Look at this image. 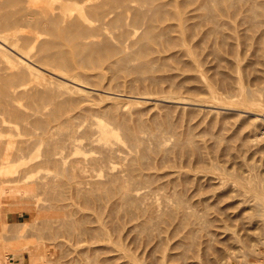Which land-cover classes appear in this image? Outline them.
I'll return each instance as SVG.
<instances>
[{"label":"bare ground","instance_id":"1","mask_svg":"<svg viewBox=\"0 0 264 264\" xmlns=\"http://www.w3.org/2000/svg\"><path fill=\"white\" fill-rule=\"evenodd\" d=\"M239 9L241 13L237 23L248 24L249 30L263 39L264 30L260 29H263L264 20L260 17L264 16V0H0V132L11 122L5 116L24 120L28 115L16 105L21 100L26 101L27 107L36 106L29 114L32 117L31 134L34 132L36 141L20 146L17 151L28 154L36 147V164L33 163V166L54 170L53 177H39L42 179L38 183L40 189L53 187L48 190H54L51 194L46 192L48 197L50 195L57 202L78 200L93 212L92 216L82 215L76 219L62 216L58 220L59 229H56L77 236L76 242L86 244L79 255L87 263L95 261L100 264V255L106 253L105 249H110L109 242L114 243L112 248L121 250L119 240L109 233L119 231L121 225L118 220L124 216L134 220L130 232H137L151 246H154L152 241L157 235L155 231L161 233V228L165 229L167 224L173 227L174 223H169L170 220L175 222L173 232H180V228L185 231L175 244L176 252L166 254L167 262L264 264L262 179L254 178L251 173L246 180L241 179V187L250 194L249 200L242 201L243 205L248 203V207L243 206L242 212L236 216L229 215L230 224L217 227L221 242L218 240L217 246H212L210 235L217 234L195 224L198 222H194L193 217L195 221L203 217L202 223L207 226L211 225V221L205 215L195 214L194 209L190 210L192 213L188 212L189 207L182 194L173 192L176 190L175 182L184 179L181 177L182 170L169 171V181L174 183L172 189L175 190L170 196L161 193L162 206L150 197L152 201L147 200L153 192L150 191L151 184L159 181L154 163L158 161L164 163L160 166H164L173 152L177 153L175 157L178 159L179 156L187 158L194 155V160L204 165L206 160L199 144L187 136L172 141L171 147H168L166 141H171V138L168 140L163 131L149 133L148 125L139 112L125 109L112 95L115 93L107 91L111 95L104 97L108 104L93 110L89 105L93 93L86 90H98L93 87L97 82L94 79L103 77L86 70L102 67L107 68L113 77L131 75L136 81L148 80L151 86H156L155 78L148 74L155 70V63L165 60L164 56L155 54L173 43V31L178 32L182 49L184 39L191 37L201 23L206 26L203 39L212 36L218 45H229L225 42L229 35L221 28H231V24L222 17L224 14L225 17L236 16L234 14ZM186 12L198 20L187 23L191 15L184 17ZM107 26L117 31L116 44L108 36ZM124 38L132 45L129 50L121 45ZM250 38V35H243L244 40ZM44 71L60 80L46 81ZM226 80L227 77L220 81L226 86ZM114 86L118 84L115 82ZM129 89H134L132 83ZM237 92L241 103L253 106L264 118V103H255L252 91L239 87ZM150 94L139 98L149 100ZM211 95L215 99L213 91ZM95 112L101 121L91 119ZM89 119L90 123L84 124ZM120 139L127 143V151H124ZM12 141L9 138L5 144L0 143L1 148L5 145L3 154L6 155L0 157L2 165L15 162V159L9 160ZM193 157L188 159L191 161ZM118 161L119 166L116 167L114 164ZM214 165L211 164L216 167ZM232 174L229 176L236 177ZM53 185L57 188L65 186L67 191H63L62 187L59 192L60 189L57 191ZM170 198L174 199V203ZM70 206L68 202L63 205ZM246 212H249V217ZM239 215V219L243 218L241 223L236 219ZM192 222L207 233L197 236L199 229L194 230ZM238 229L246 232L244 239L235 237ZM159 233L157 237L161 241ZM155 249H152V254ZM11 253L14 255V252ZM6 259L7 255H0V264H5ZM161 260L165 262L164 257L156 259ZM128 263L136 264L137 261Z\"/></svg>","mask_w":264,"mask_h":264},{"label":"rangeland","instance_id":"2","mask_svg":"<svg viewBox=\"0 0 264 264\" xmlns=\"http://www.w3.org/2000/svg\"><path fill=\"white\" fill-rule=\"evenodd\" d=\"M187 12L184 17L191 15L187 23L198 20ZM240 13L239 9L234 14L236 16H231V14L225 17L224 14L222 17L224 21L231 24V28H221L229 35L225 39L229 45H218L212 36L203 39V29L206 28L204 23L195 29L191 37L184 39L183 49L179 45L178 32L173 31L171 33L174 37L173 43L161 48V51L155 54L164 56L165 60L155 63V70L148 74L155 78L156 86H151L148 80L136 81L131 75L113 77L105 67L86 70L87 73L93 75H103V77L94 79L97 82L93 87L98 90L86 89L93 93L89 101L93 110L108 104L104 99L106 95H110L107 91L115 93L112 95L125 109L139 112L141 119L148 125L149 133L163 131L164 135L169 138L168 140L171 138V141H166L168 147H171L172 141L185 139L187 136H191L199 144L206 160L204 165L195 161L194 155L187 158L179 156L178 159L177 153L173 152L169 154L173 162L169 159L171 162H166L164 166H160L164 163L160 164L158 161H156L158 164L154 163L156 168L154 172L158 173L159 181L151 184L150 191L153 190L154 194L151 191L152 194L150 193L147 200H157L156 202L162 206L161 193L170 196L173 192H180L182 199L188 204V212L194 209L195 214L205 215L211 221V225L207 226L202 223L203 217L198 216L200 217L198 218L196 215L198 219H201H196L198 221H195L193 217L194 222H198L195 224H199L200 227L202 225L204 230L207 228L208 231L211 230L210 232L217 234L210 235L213 239L212 246H217L218 240L221 242L217 227L230 224L229 215L236 216L242 212L244 207H248V203L243 205L242 201L249 200L250 194L241 187V179L246 180L251 173L254 178L262 179L264 182V118L261 117L263 114L253 106L241 103L237 92L239 87L250 90L255 103H264V38L260 39L258 33L249 30L248 24L237 23ZM260 19L264 20V16ZM261 30H264V26ZM116 33V30L107 26V34L115 44L117 43ZM245 34L250 35L251 38L244 40L243 35ZM121 45L128 47V50L132 46L125 38ZM183 50L187 51L184 53ZM43 73L46 81L59 79L49 72L44 71ZM225 77L228 78L226 86L220 81ZM115 82L118 84L117 87L114 86ZM131 83L134 86L132 90L129 89ZM146 93H151V99L145 101L139 98ZM26 104L25 100L16 104L28 114L24 120L5 116L11 122L6 124L9 125L8 127H4L6 131L2 129L3 132L2 130V133L0 132V140L7 142L9 138L13 140V147L9 148L10 152L9 149L7 150V155L9 152V160L15 159V162L9 165H2L3 159L0 158V255H7L8 259L5 260V264H97L95 261L87 263L84 257L79 255L85 250L86 244L76 242L77 236L73 237L63 229L56 231L59 229L58 220L62 216L76 219L82 215L92 216L93 212L78 200L72 202V200L65 199L58 203L56 199V202L53 201L50 195L48 197L46 192L51 194L54 190L51 192L48 190L50 191L53 187L48 190L46 189L48 187L40 189L38 183L42 180L41 178L49 177V175L53 177L54 170L33 166L36 164L34 163L37 154L36 147L31 152H27L28 154L17 151L20 146L25 147L36 141V137H33L34 132L31 134L32 117L29 116L36 106L27 107ZM1 118L0 113V120ZM91 119L101 121L96 112ZM89 123L90 119L84 122L86 125ZM103 123L106 124V121ZM142 135L146 136V133ZM120 143L124 146V151H127V143L122 139ZM4 146L2 150L0 144V150H2L0 157L5 155L3 154ZM22 155V158H17ZM191 157L193 158L190 161L188 158ZM186 162L189 163L186 164ZM212 163L216 167L211 166ZM114 165L118 167L119 161ZM178 169L182 170L180 171L181 174L183 172L181 177L184 179L176 181L174 185L172 181H169L171 176L168 174ZM230 172L236 177L229 176ZM161 184L165 186L161 187ZM173 185L176 190L172 189ZM56 186L54 187L57 191L60 189L59 192L67 191L65 186H62L63 189L61 186V188ZM55 192L54 195H56ZM170 200L174 203V199L170 198ZM66 202L71 206L63 207ZM61 204L62 207H59ZM246 216L249 217V212H246ZM240 217L241 215L236 219ZM193 218H191L192 221ZM252 219L257 218L247 220ZM118 221L121 225L119 231L110 232L109 235L119 240L121 250L117 251L112 248L114 243L109 242L108 248L110 249H105L106 253L100 255V264H129L131 260H136V264L176 263L167 262L166 254L172 255L176 252L175 244L185 231L178 228L180 232H173V227H175L173 220L169 221V223H174L173 227L167 224L170 226L165 227L167 230L163 227L161 233L160 231L154 232L157 234H153L155 237L153 241L156 242L152 241L154 246L138 236L137 232H130V225L134 223V220L120 216ZM242 221L243 218L238 220L240 223ZM195 224L193 223L192 228L197 230L199 226ZM199 230L197 236L200 234L204 236L207 233V231ZM158 233L161 241H158ZM236 235L244 239L246 232L238 229L235 237ZM153 248H156L154 254H152ZM11 252H14V255ZM163 257L165 262L156 261Z\"/></svg>","mask_w":264,"mask_h":264}]
</instances>
